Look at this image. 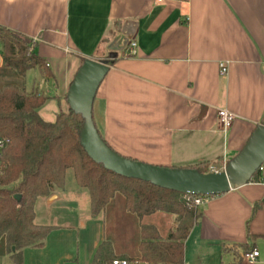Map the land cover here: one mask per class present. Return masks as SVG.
<instances>
[{
    "label": "crops",
    "instance_id": "0c3cea01",
    "mask_svg": "<svg viewBox=\"0 0 264 264\" xmlns=\"http://www.w3.org/2000/svg\"><path fill=\"white\" fill-rule=\"evenodd\" d=\"M0 26L33 41L51 73L44 78L28 71V85L17 87L36 90L58 112L68 111L66 94L85 59L109 67L95 95L93 121L103 141L125 158L168 168L209 163L221 172L264 125V0H0ZM220 63L227 67L222 75ZM219 110L235 116L226 132ZM56 202L83 216L86 227L38 222L34 213V224L51 231L42 247L22 250V264H94L103 243L110 248L104 264L140 257V221L122 194L92 216L88 190L75 179L70 185L66 173L64 188L37 198L34 211ZM198 212L182 264H237L243 247L264 253L260 173L208 197ZM146 222L161 237L176 225L166 213ZM0 264H13L2 239Z\"/></svg>",
    "mask_w": 264,
    "mask_h": 264
},
{
    "label": "trees",
    "instance_id": "16d2710c",
    "mask_svg": "<svg viewBox=\"0 0 264 264\" xmlns=\"http://www.w3.org/2000/svg\"><path fill=\"white\" fill-rule=\"evenodd\" d=\"M0 50L3 64L20 77L31 70L51 77L34 44L2 26ZM46 100L36 90L13 85L0 89V137L10 140L0 176V240L13 264H22L23 249L43 246L51 228L34 224V204L37 198L62 190L68 171L78 187L88 190L92 216L101 212L115 193L124 196L127 210L137 215L141 226L140 257L130 261L182 264L185 240L200 217L198 208L183 194L120 177L92 161L80 145L81 116L68 109L59 111L54 121H45L38 111ZM192 169L207 174L210 164L199 163ZM157 213L175 216V228L165 237L146 222ZM251 250L243 247V252ZM109 252V245L101 244L94 264H104ZM235 260L238 264L239 258Z\"/></svg>",
    "mask_w": 264,
    "mask_h": 264
},
{
    "label": "water",
    "instance_id": "95a60500",
    "mask_svg": "<svg viewBox=\"0 0 264 264\" xmlns=\"http://www.w3.org/2000/svg\"><path fill=\"white\" fill-rule=\"evenodd\" d=\"M128 40L123 42L127 45ZM109 71L100 61L85 59L66 94L69 110L80 115V145L87 156L116 175L150 183L156 187L190 196H216L250 182L264 163V125L256 127L244 148L221 172L203 174L192 168H168L125 158L101 138L93 122V102L97 89ZM19 198V197H17Z\"/></svg>",
    "mask_w": 264,
    "mask_h": 264
},
{
    "label": "rangeland",
    "instance_id": "374dc122",
    "mask_svg": "<svg viewBox=\"0 0 264 264\" xmlns=\"http://www.w3.org/2000/svg\"><path fill=\"white\" fill-rule=\"evenodd\" d=\"M113 41V40H112ZM115 41L111 43L110 47L115 45ZM1 55V53H0ZM28 78L24 77L21 78L15 71L7 69L4 64L0 65V86L4 85H28ZM58 112L54 102H48L44 105V108L40 110V114L45 121L52 122L55 119L56 113ZM213 171L209 169V173ZM67 178L69 184H74V177L71 171L67 172ZM81 207L85 205V201L82 200L80 202ZM82 209V208H81ZM36 213L38 222H46L49 224H70L78 225L79 228L84 229L87 225L86 220L83 216H79L76 212L73 214L71 211H68L62 207L61 202H56L53 206L49 209H43L40 206L36 207L34 211ZM51 217V218H50ZM53 217V218H52ZM45 223V224H46ZM81 229V231H82Z\"/></svg>",
    "mask_w": 264,
    "mask_h": 264
},
{
    "label": "built area",
    "instance_id": "2783aa9c",
    "mask_svg": "<svg viewBox=\"0 0 264 264\" xmlns=\"http://www.w3.org/2000/svg\"><path fill=\"white\" fill-rule=\"evenodd\" d=\"M157 2H161V0H157ZM30 42L33 43V41L31 40ZM136 48L137 45L135 42L131 41L128 44V53L130 56H134L136 54ZM226 70H227L226 65L224 63H220L219 73L222 75L226 72ZM217 117L221 124L223 132H226L228 129H230L235 121V116L226 110H219L217 112ZM9 145H10V140L8 138L0 137V176L3 174L5 169L3 163V155ZM257 172L260 173V175L264 176V163L258 167ZM185 198L188 201H191L198 208L205 202V200L208 197L185 195ZM239 261L240 263H248V264H252L256 262L264 264V253L261 254L259 250L252 249L251 251L241 253L239 256ZM111 264H147V263L141 261H130L126 259H115L112 260Z\"/></svg>",
    "mask_w": 264,
    "mask_h": 264
}]
</instances>
